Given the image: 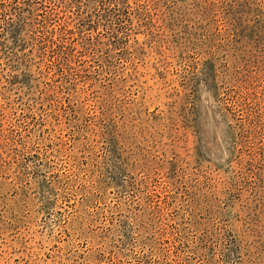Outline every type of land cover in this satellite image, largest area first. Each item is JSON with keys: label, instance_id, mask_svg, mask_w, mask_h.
I'll list each match as a JSON object with an SVG mask.
<instances>
[{"label": "rangeland", "instance_id": "1", "mask_svg": "<svg viewBox=\"0 0 264 264\" xmlns=\"http://www.w3.org/2000/svg\"><path fill=\"white\" fill-rule=\"evenodd\" d=\"M0 264H264V0H0Z\"/></svg>", "mask_w": 264, "mask_h": 264}]
</instances>
